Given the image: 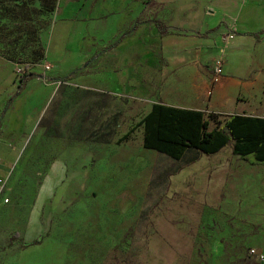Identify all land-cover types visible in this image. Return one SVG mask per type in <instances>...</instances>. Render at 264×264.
<instances>
[{"label": "rangeland", "instance_id": "1", "mask_svg": "<svg viewBox=\"0 0 264 264\" xmlns=\"http://www.w3.org/2000/svg\"><path fill=\"white\" fill-rule=\"evenodd\" d=\"M208 1L166 0L160 14L154 0H135L111 28L116 11L100 0H0V147L21 132V108L6 124L12 100L25 99L29 81L20 85V75L54 86L0 185V264H261L249 251L264 252V160L235 155L231 144L209 155L190 148L179 159L142 144L152 103L200 109L210 128L233 113L264 116V62L248 77L252 89L226 98L211 93L213 71L199 94L200 69L171 64L201 62L192 46L162 40L198 34L191 29L213 13L203 9ZM245 1L213 0L234 26L259 34L264 3L240 11ZM119 37L125 54L107 61ZM221 41L203 66L212 67ZM238 48L228 49L232 67ZM129 54L122 94L91 93L89 77L105 89L106 73ZM139 54H146L142 86Z\"/></svg>", "mask_w": 264, "mask_h": 264}, {"label": "crops", "instance_id": "2", "mask_svg": "<svg viewBox=\"0 0 264 264\" xmlns=\"http://www.w3.org/2000/svg\"><path fill=\"white\" fill-rule=\"evenodd\" d=\"M70 3H78L85 0H68ZM135 0H100V3H102L101 7L105 9L104 7H108V9L111 11V13L115 12L113 14V18L111 22H114V24L110 23V27L113 28V26L117 27V22L120 20V16L122 15V10L124 7L132 6L133 2ZM157 4V10L158 13H162V9H168L165 5L166 0H154ZM253 5L260 6L264 3V0H251L250 1ZM250 2H244V5H242L240 11L244 8V6ZM251 3L249 5H251ZM164 4V5H163ZM104 6V7H103ZM160 9V10H159ZM206 11H213L211 16L209 17H203V24H201L200 27L191 29L193 31L198 32V34L188 37V36H182L180 39L173 38L172 35H163L162 43L166 46H169L171 43H180L183 46L193 47L195 51V57H200L202 60L197 61L194 60H187V59H176L172 61L171 64L179 65L180 67H186L190 65L197 66L198 69H200L199 72L195 75L197 79V83H199L200 88L197 89V92L199 94H202L204 89L208 84L211 83V80L209 78V73L212 71L211 67V61L206 63V67L203 66L204 59H210L215 55V52L218 49L219 43L221 41V34L222 36H226L229 32L233 34V37L228 39L227 41H221L222 47L224 48L226 57V62L223 65V69L221 75L217 80H214V85L211 93L214 95H219L222 98H226L232 93L236 92L237 90H247L252 89L256 82L248 80L249 75L255 71L260 64L264 62V56H263V48H264V31L260 32L259 34L257 32H253L249 27L246 25L241 26H234V23L230 22L231 15L226 14V11L223 10V7L221 4H215L213 0L208 1L205 3L204 8ZM168 12V11H167ZM161 16V15H160ZM233 19L236 18L235 15H232ZM166 18V16H161ZM228 17V19H226ZM86 22V21H85ZM71 24V22L69 23ZM82 27V26H81ZM85 27V26H84ZM189 29V28H188ZM109 29L108 32H110ZM219 31L218 35L215 36V33ZM101 33L104 32V30L100 31ZM86 34L84 31H82L81 37L78 38L80 40L82 37H84ZM122 37H119L116 39L115 42H113L110 46V49L106 51V57L107 61H113V52L117 51L119 53L123 52V49H125L123 43ZM224 43V45H223ZM50 47L51 49H54V44L52 41H50ZM62 45V44H61ZM60 45V46H61ZM122 45V46H121ZM236 45L238 46V53H236V59H235V67H232V63L229 64L228 60L231 58L228 57V54H230V46ZM181 46V45H180ZM225 46V47H224ZM140 49H142L140 47ZM124 53V52H123ZM207 53L208 55L205 56L204 54ZM125 54V53H124ZM123 54V55H124ZM235 55V54H234ZM233 55V56H234ZM132 59V55L129 54L127 57H124V59L116 63L118 66L111 70L110 72L106 73L105 77V89L100 88V86H96L95 83L100 80L97 76L94 77V75H91L89 77L90 82L92 83V86H89L90 92L98 95L103 94L105 91L106 94L110 93H116V95H121L123 92V87L127 86L129 84V74L131 71V68L128 67L127 61H130ZM138 59V65H139V76L144 77V70L142 69L143 64L145 65L146 60V54H139L138 57L135 56L134 60ZM233 59V58H232ZM142 61V62H141ZM48 62V61H47ZM144 62V63H143ZM142 63V64H141ZM203 63V64H202ZM209 70V72L207 71ZM213 75V74H212ZM214 78V77H213ZM145 80V78L143 79ZM140 82V78L139 81ZM143 82H140L141 86ZM54 86L52 85H44L40 81H36V79L31 78L29 80V84H27L25 90L21 93L23 96H25V99L21 103V106H17V101L20 99V96L16 97L11 102V107L13 108V114L8 117L6 120V124H9V121H12L16 113L22 109V119L21 122V132H19V136L17 140H13L12 138L9 140L11 143H8L9 147H0V157H2V163H0V185L2 181L4 180L6 176V172L9 169L10 164L12 163L14 156L16 154V149L18 145H20V142L22 140V134L24 131L32 130V126L34 122H37L40 118V116L43 115L45 105L47 100H49V92L50 90H53ZM120 91V92H118ZM211 93H208L211 95ZM20 94V95H21ZM159 103V102H157ZM163 103V102H160ZM167 104V103H165ZM170 106H176V105H170ZM24 107V108H23ZM177 107H185V106H177ZM186 108V107H185ZM186 109H196V108H186ZM242 114V113H238ZM246 115V114H245ZM256 117H264V116H256ZM2 119H0V132L2 134L3 127H2ZM1 143L3 139H1ZM0 143V144H1ZM226 147V146H225ZM224 147V148H225ZM223 148V149H224ZM222 151V150H221ZM217 153V152H216ZM220 153V152H218ZM215 154V153H214Z\"/></svg>", "mask_w": 264, "mask_h": 264}, {"label": "trees", "instance_id": "3", "mask_svg": "<svg viewBox=\"0 0 264 264\" xmlns=\"http://www.w3.org/2000/svg\"><path fill=\"white\" fill-rule=\"evenodd\" d=\"M159 23L156 26L159 27ZM30 75L26 71L21 74L20 85L27 83ZM209 121L200 109L152 103L141 119L143 147L179 159L190 148L209 155L231 144L235 155L249 154L257 161L264 160V117L233 113L221 125L217 122L212 128Z\"/></svg>", "mask_w": 264, "mask_h": 264}, {"label": "built area", "instance_id": "4", "mask_svg": "<svg viewBox=\"0 0 264 264\" xmlns=\"http://www.w3.org/2000/svg\"><path fill=\"white\" fill-rule=\"evenodd\" d=\"M233 34L231 32H229L228 34H226V36H223V41H227L228 39L232 38ZM224 55H225V51L224 48H222L221 51H219L217 57L214 58L213 64H212V71H213V77L214 80H217L219 78V76L222 73L223 70V65H224ZM51 65L47 62L44 63V70L48 71L50 70ZM1 143V140H0ZM2 162L1 157H0V163ZM250 254L252 256H254L257 261H259L261 264H264V252H258L256 249L252 248L250 249Z\"/></svg>", "mask_w": 264, "mask_h": 264}]
</instances>
